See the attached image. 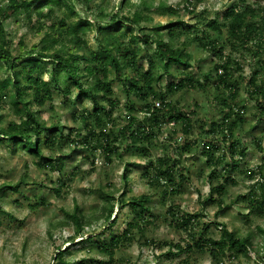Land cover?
Wrapping results in <instances>:
<instances>
[{"label": "trees", "instance_id": "obj_1", "mask_svg": "<svg viewBox=\"0 0 264 264\" xmlns=\"http://www.w3.org/2000/svg\"><path fill=\"white\" fill-rule=\"evenodd\" d=\"M77 1L86 2L99 16L109 15V20L80 21L75 0H0V70L9 72L4 78L0 76V107L7 101L17 117L5 121L0 113V140L45 159L44 166L58 173L53 179V189L58 194L66 185L65 178H69L63 170V158L67 154L62 148L67 142L74 148L89 151L94 156L92 163L97 150L108 162L114 156L122 158L124 153L136 155L131 164L142 166L148 189L132 193L129 187L125 190L127 200L122 198L125 193L120 197L118 201L128 205L133 217L121 232L98 245L108 257L97 260L98 264L117 262L116 249L132 242L134 229L142 235L164 222L178 226L192 239L185 245L173 244L179 252L195 247L207 249L220 263L224 255L234 258L240 252L247 254L252 246L249 234L241 235L229 229L225 222H217L219 238L206 235L207 223L202 230L196 231L194 225L200 214L180 210L173 197L182 190V183L189 181L186 160L198 150L210 166V188L203 203L214 204L216 214L227 209V187L238 183L234 173L248 151L242 134L264 121V8H261V0L232 2L221 14L212 17L203 10L199 14L200 21L193 25L185 24L182 19H172L154 26L142 23L152 18L153 9L169 15H178L181 8L194 13L195 5L202 0H182V6L168 3L153 6L147 0H121L119 7L122 9L135 3L130 13H110L103 0H99L95 8L91 7L92 0ZM21 13L31 27L40 23L44 29L40 44H33L29 49L22 40L15 45L5 37L8 19ZM86 25L94 32L96 49L89 45ZM132 29L134 33L127 39ZM192 43L197 49L217 56L210 69L201 70L199 64L195 66L194 61L198 63L201 58H194L188 50ZM244 63L250 67L247 76ZM44 64H50L49 78H44ZM172 65H176L177 72L171 71ZM114 81L122 84L125 94V107L120 112L124 120L120 124L122 119L117 111L121 109V100L112 89ZM72 86L77 89L75 95H72ZM54 87L64 96V103L75 105L84 98L91 101L90 109L82 107L72 112L73 118L82 120L83 129L70 128L65 133L59 118L49 121L39 115V107L47 99L54 98ZM211 88L216 93L211 92ZM195 89L204 92L205 102L196 99L189 106L171 98L176 93ZM242 89L245 98L255 107L252 124L247 119L245 105L237 102ZM62 106L65 107L63 103ZM216 107H219V116L206 111ZM200 109L203 115L199 114ZM166 124L172 125L169 132L178 143L168 139L160 141ZM157 143L171 147V153L165 149L164 153L154 156L151 149ZM256 143L264 153L261 143L258 140ZM45 146L48 149L58 147L59 152L45 156ZM221 146L225 148L219 152ZM131 164L125 165L122 175L125 185L129 181L127 170ZM247 175L262 178L251 182L249 192L238 194L235 201L243 199L249 213L262 212L264 158L262 164L249 169ZM26 181L23 176L14 183L0 184V212L4 211L1 199L6 191H19L28 184ZM102 195V210L108 226H112L117 220L116 216L112 218L114 195L108 192ZM154 195L165 209L162 214L149 204ZM44 202V199L34 200L29 205L34 208ZM66 214L69 220L60 223H72L74 235L81 233L83 226L90 222L77 202ZM262 231L264 234V229ZM145 242L163 246L154 238L145 239ZM59 258L53 264H91L85 258L68 260L63 255Z\"/></svg>", "mask_w": 264, "mask_h": 264}, {"label": "rangeland", "instance_id": "obj_2", "mask_svg": "<svg viewBox=\"0 0 264 264\" xmlns=\"http://www.w3.org/2000/svg\"><path fill=\"white\" fill-rule=\"evenodd\" d=\"M136 2L138 0H132ZM149 4L158 6L162 3L173 4L174 6H182V0H147ZM251 1V0H249ZM99 0H92L91 7ZM104 5L110 13L128 12L134 10L133 3L125 5L124 9L120 8L121 0H103ZM232 2L238 3L239 0H202L197 3L194 8V13H189L181 8L178 15L176 14H160L154 9L151 11L152 18L142 21L147 26H154L157 23H168L174 19H182L185 24H195L200 21V12L207 10L209 17L216 14H221ZM47 7V6H46ZM74 7L78 12L79 20L86 22L87 20L103 22L108 21L110 16H99L95 9L87 7L86 2L75 0ZM264 8V0H261V8ZM154 8V7H153ZM259 12H262L261 10ZM205 13V14H208ZM86 36L88 37L89 45L96 49V41L94 32L88 29L86 25ZM43 26L36 23L35 27H31L30 22L25 19L21 13L12 17L7 21L6 39L12 41V44H17L20 40L25 42V47L29 49L33 44L39 43L43 35ZM133 29L128 31L127 39L131 38ZM143 48V47H142ZM194 58H201L200 61H194L195 66L199 64L201 70H207L212 67L216 57L214 54H208L205 50L197 49L192 43L188 46ZM244 75L250 71V67L244 63ZM195 66L192 68L195 69ZM50 64H44V78H49ZM176 65L171 66V71H176ZM5 69L0 70L2 78L8 75ZM244 84V82H242ZM240 84V87H243ZM53 85V84H52ZM54 86V85H53ZM116 96L120 98L119 114L125 107L123 101L125 94L123 86L119 81L113 82V88ZM72 95L76 94V88L72 86ZM31 91V90H30ZM215 92L214 88L210 89ZM212 95V94H210ZM173 100L179 99L181 104L193 105L196 99L199 102H205L206 96L200 89L184 91L176 93L171 97ZM244 96V89L241 90L237 102L245 105L247 119L253 123V112L255 107L253 103ZM64 96L58 93L57 87H54V98L47 99L41 107H39V115L45 120L52 121L54 118H59L60 124L66 133L70 128H82V120L73 118V111H80L82 107L90 109L92 103L89 99L84 98L77 104L63 102ZM62 103L65 107L62 106ZM188 103V104H187ZM0 107V113L3 114L5 121L17 119L12 108L7 101ZM208 104V103H206ZM36 107V104H33ZM210 106V105H209ZM219 107L208 108L207 112L212 115L219 116ZM199 114L203 115L201 109ZM199 115V117H200ZM122 121L124 114H120ZM171 124H166L160 135V141L168 139L174 142V134L170 133ZM83 129V128H82ZM242 134V133H241ZM242 140L246 142L248 147L247 155L240 164L239 168L234 173L237 179L236 185L227 187L226 205L227 209L215 213L216 206L211 203L204 204L203 200L208 195L210 183L208 173L210 166L206 164L205 157L200 154V151L195 150L186 160L188 167L189 181L182 183V190L174 195L175 202L179 205L180 210L189 212H197L200 214L198 221L194 225L196 231L204 228L206 235L213 238L220 237V225L217 222H225L229 229L235 230L241 235L249 234L251 244L248 248V253L240 252L234 258L228 255L223 256V263L214 260L209 251L194 248L190 251H177V247L173 244L180 243L185 245L186 242H191L190 236L185 231L176 225L167 222L159 223L152 226L151 229L144 234L139 233L134 229V238L131 243L124 244L118 247L115 251L117 262L114 264H264V211L248 212L246 202L243 199L235 201L238 194H246L249 192L250 183L260 179L259 175L255 178L248 177L249 169L262 164L264 153L259 149L256 140H258L264 149V121L256 125L253 130H248ZM45 137V135H43ZM170 137V138H169ZM192 138V137H191ZM178 143V142H174ZM219 152L225 148L221 146ZM171 147H162L155 145L151 152L154 156H158L165 152L170 154ZM59 148L44 147V155L50 156L57 154ZM63 153L67 154L64 160V172L69 178H65L66 185L58 194L54 189L53 179L57 178V171H50L49 166H44L42 157H37L35 154L26 151L23 147H14L7 144L4 140H0V184L5 181L16 182L21 177L26 178L27 185H23L19 191L7 190L1 199L3 207L0 212V264H53L54 260L60 259L63 255L65 259L77 260L81 258L87 259L91 264H98L97 260H107V254L98 248L99 244L107 242L111 235L121 232L132 220V212L128 205L119 202L127 188H131L132 193H139L142 190H147L148 185L143 177V168L141 165H132L136 155L124 153L122 158L113 157L112 161L108 162L102 157V154L97 150L95 152V160L92 163L89 151L84 148H74L70 143H66L62 148ZM89 154H88V153ZM44 156V157H45ZM131 164V168L127 170L129 176L128 184L125 185L122 175L125 172V165ZM101 177V179H100ZM217 179L214 183H217ZM108 192L114 195L113 216L117 217L116 223L108 226L102 205L104 202L103 193ZM128 194L122 197L127 200ZM42 200L45 202L32 208L29 204L34 200ZM77 202L84 214L90 219L86 223L81 233L74 235L73 224H62L61 221H68L69 218L66 211L70 212ZM168 202V200L166 201ZM152 209L159 213L164 212V207L160 206L154 195L149 203ZM74 236V239H70ZM154 238L161 242L163 246L157 244H147L145 239ZM66 249V251H62ZM59 251L64 252L62 255ZM234 251L230 250L229 253ZM168 252V253H166ZM170 252V253H169ZM59 254V256H58Z\"/></svg>", "mask_w": 264, "mask_h": 264}, {"label": "built area", "instance_id": "obj_3", "mask_svg": "<svg viewBox=\"0 0 264 264\" xmlns=\"http://www.w3.org/2000/svg\"><path fill=\"white\" fill-rule=\"evenodd\" d=\"M156 104H157V105H159V102H158V101H156Z\"/></svg>", "mask_w": 264, "mask_h": 264}]
</instances>
